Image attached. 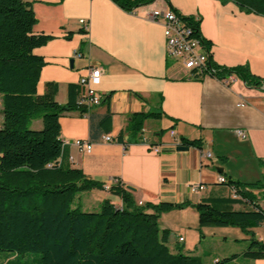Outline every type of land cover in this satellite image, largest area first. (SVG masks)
<instances>
[{
  "label": "crops",
  "instance_id": "obj_1",
  "mask_svg": "<svg viewBox=\"0 0 264 264\" xmlns=\"http://www.w3.org/2000/svg\"><path fill=\"white\" fill-rule=\"evenodd\" d=\"M32 2L37 19L34 33L53 37L35 50L47 63L38 84L39 95L48 83H55L56 101L66 105L70 85L78 86L89 65L103 70L98 88L103 103L60 119V139L70 141L65 146V165L81 169L105 185L119 180L127 190L132 189L138 204H206L219 211L264 212V90L236 77H191L182 63L167 57L164 26L150 20V14L171 10L200 21L202 37L212 44L205 50L216 66H246L261 80L264 17L221 0H170L173 10L164 0H156L133 12L111 0ZM80 20L89 23L88 33H83ZM78 51L83 59L74 57ZM0 108L2 111L1 99ZM148 114L159 118L145 120L140 132L132 133L133 117ZM2 122L1 115L0 127ZM31 124L36 130L43 127L41 119ZM105 136L115 142L106 143ZM182 139L201 140L202 149L183 146ZM77 140L92 144V151L81 152L73 144ZM206 153L212 158L204 159ZM220 177L227 183H220ZM231 182L244 188L238 191ZM192 185L204 189L194 193ZM88 194L85 209L96 211L105 200L122 206L121 199L108 191ZM173 219L187 227L185 233L191 234L193 246L185 238L180 242L183 237L177 243L190 248L197 245L198 249L200 234L205 237L210 228L200 231L196 208L162 214L160 229L172 232ZM178 232L182 235L184 231ZM217 232L225 235V242L246 243L236 260H242L251 239L264 243V223L248 234L232 227ZM245 264H264V260Z\"/></svg>",
  "mask_w": 264,
  "mask_h": 264
},
{
  "label": "trees",
  "instance_id": "obj_2",
  "mask_svg": "<svg viewBox=\"0 0 264 264\" xmlns=\"http://www.w3.org/2000/svg\"><path fill=\"white\" fill-rule=\"evenodd\" d=\"M111 1L133 12L156 0ZM164 1L173 10L170 0ZM221 1L264 17V0ZM184 20L209 51L212 44L202 37L200 21L191 17ZM36 24L32 0H0V254L5 264H28L31 258L36 264H203L199 256L170 249L171 233L159 225L162 214L194 207L200 229L232 227L246 234L264 223L263 211H219L206 204L189 203L138 204L120 181L112 183L107 191L121 199V207L108 200L92 212L76 207L79 195L106 191L105 184L63 163L60 119L75 110H86L78 105L79 86L70 85L66 105L56 101L55 83H48L44 94H38L47 63L35 50L53 37L34 33ZM211 57L210 76L236 77L248 86L262 88L264 80L252 75L248 67H219ZM150 118L159 115L134 116L132 133H139L142 123ZM36 119L42 120L43 127L29 130L28 125ZM181 141L183 146L202 149L201 140ZM230 185L238 191L244 188L237 182ZM243 196L249 197L246 193ZM242 257L264 260V243L251 239Z\"/></svg>",
  "mask_w": 264,
  "mask_h": 264
},
{
  "label": "built area",
  "instance_id": "obj_3",
  "mask_svg": "<svg viewBox=\"0 0 264 264\" xmlns=\"http://www.w3.org/2000/svg\"><path fill=\"white\" fill-rule=\"evenodd\" d=\"M150 20L153 22H161L164 26V36L166 39L167 57L173 61L182 63L186 70L190 72L191 77L196 76H210L212 71L209 67L210 53L205 50L200 42V39L193 35V29L184 20V17L179 16L176 12L171 10H155L150 14ZM83 33H88L89 23L86 20H80ZM77 59H83L84 55L81 52H76L74 55ZM86 75L80 79L78 105L86 111L100 106L104 101V96L98 90L102 83L103 70L96 65H89L86 69ZM264 90V83L262 84ZM243 106L242 104L238 105ZM244 136L243 133H239ZM172 135H174L172 133ZM103 140L106 143L115 142L110 136H105ZM146 140L142 139V143ZM70 141H64L63 145H69ZM73 144L81 151L90 153L93 145L77 140ZM204 159H211L212 155L209 153L203 154ZM119 180H114L112 183H118ZM220 183H227L223 177L219 178ZM105 185L107 191L112 184ZM204 189L202 185H192L191 190L194 193ZM180 239V242H183Z\"/></svg>",
  "mask_w": 264,
  "mask_h": 264
},
{
  "label": "rangeland",
  "instance_id": "obj_4",
  "mask_svg": "<svg viewBox=\"0 0 264 264\" xmlns=\"http://www.w3.org/2000/svg\"><path fill=\"white\" fill-rule=\"evenodd\" d=\"M0 99H1V106H2V95L0 94ZM3 108V107H2ZM1 115H2V111L0 108V123H1ZM28 129L29 130H33L34 127L32 126V124L30 123L28 125ZM89 195L91 194H81L77 197V199L75 200L74 205L78 208H80L82 211L84 212H92L91 209H85V202L87 200V197H89ZM88 210V211H86ZM173 222L171 223V227L172 232H170V248L173 252L175 253H182L188 256H199L202 258L203 264H217L219 262V264H245V263H249L250 260L248 259H244L242 258V260H236L239 257H236L235 260L233 261H226L224 262L226 259L231 258L232 256H236L237 254H239L241 251L240 248L244 247L243 241H228L225 242V240H223V238L225 237V235L221 234V232H217L220 231V229L222 228H210V230L206 231V236L203 237L202 234H200V240H201V246L198 247V249H196V246L194 247H185L184 243H177V239H179L180 237H183L187 240V245L188 246H193L191 245L192 242V236L190 233L186 234L185 231L187 230V227L182 226L181 223L176 220L173 219ZM181 229H183V234L180 235L178 231H181ZM202 229H200L201 231ZM224 231V230H223ZM235 236V235H234ZM236 238V237H233ZM199 241V240H198ZM37 257V256H36ZM216 259H218V261H216ZM3 256H1L0 254V264H5L3 262ZM22 262H25V259H21ZM28 264H36L33 260V258H31L30 262Z\"/></svg>",
  "mask_w": 264,
  "mask_h": 264
},
{
  "label": "water",
  "instance_id": "obj_5",
  "mask_svg": "<svg viewBox=\"0 0 264 264\" xmlns=\"http://www.w3.org/2000/svg\"><path fill=\"white\" fill-rule=\"evenodd\" d=\"M71 64H72V62H71ZM129 191H132V189H128Z\"/></svg>",
  "mask_w": 264,
  "mask_h": 264
}]
</instances>
